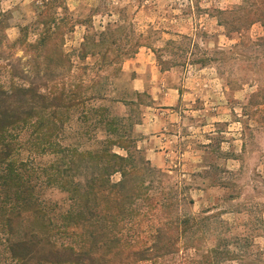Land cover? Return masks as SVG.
Returning a JSON list of instances; mask_svg holds the SVG:
<instances>
[{
	"label": "rangeland",
	"instance_id": "1",
	"mask_svg": "<svg viewBox=\"0 0 264 264\" xmlns=\"http://www.w3.org/2000/svg\"><path fill=\"white\" fill-rule=\"evenodd\" d=\"M241 1L0 0V37L6 38L5 58L19 59L29 66L40 62L53 65L56 51L63 50L72 67L67 63L63 66L71 69L74 82L79 77L89 81L96 75L113 74V83L108 84L111 96L137 103L135 107L117 104L113 112L130 114L133 121L140 122L153 100L148 93L135 97L131 88L135 74L128 63L141 49L149 50L160 72L185 93L174 112H167L173 116L171 137L167 146L156 145L162 155L151 151L147 156L146 144L135 127V145L142 151L135 160L141 157L149 162L146 168L150 171L142 173L145 187L151 193L183 199L179 208L183 214L209 217L199 219L198 234L205 238V249L219 245L234 251L237 259L227 264H264V114H256L248 106L256 87L239 83L244 78L253 79L249 63H225L221 54L237 45L241 34L251 40L262 36L259 24L240 30L235 23L219 25L223 18L218 11L231 10ZM22 30L29 43L45 30L53 35L46 43L44 57L38 58L21 45L13 49L7 46ZM86 35L90 38L89 54L81 59L79 49ZM234 50L233 57L246 51ZM98 51L100 55H91ZM0 83H9L3 71ZM76 117L65 124L64 143L77 141L84 128L76 123ZM28 135L23 134V138ZM27 155L23 151L20 159ZM38 161L44 163L47 158ZM119 180L118 173L111 177L112 182ZM37 192L45 202L63 197L57 187L42 185ZM3 193L0 187V264H18L10 251L18 239L34 241L31 264H48L40 258L50 246L43 236L47 232L44 218L15 217L7 226L11 214ZM139 233L141 239L148 236ZM54 240L57 245L64 242L58 235Z\"/></svg>",
	"mask_w": 264,
	"mask_h": 264
},
{
	"label": "trees",
	"instance_id": "2",
	"mask_svg": "<svg viewBox=\"0 0 264 264\" xmlns=\"http://www.w3.org/2000/svg\"><path fill=\"white\" fill-rule=\"evenodd\" d=\"M218 14L223 18L219 25L235 23L240 30L259 24L262 28V36L255 40L238 31L240 42L221 54L225 63H249L253 79L239 83L256 87L248 106L264 114V0H242ZM24 31L7 46L21 45L44 57L53 35L45 30L29 43ZM89 39L86 35L79 49L81 59L88 57ZM5 42L0 37V71L9 77L8 85L0 83V187L11 214L6 224L21 216L44 218L47 232L43 236L50 246L41 260L48 264H227L237 259L228 247L205 249V238L198 234L199 219L209 217L183 214L179 210L183 199L151 193L145 187L142 173L150 171L149 162L141 157L135 160L142 154L134 140L140 121L113 112L117 104L135 107L137 103L111 96L108 84L112 85L113 74L96 75L89 81L79 77L74 82L71 69L63 66L72 67L63 50L56 51L53 65L29 66L5 58ZM238 48L248 55L233 57ZM96 54L100 51L91 55ZM133 94L137 99L142 96ZM75 115L84 128L77 141L64 143L65 124ZM23 134L29 135L23 138ZM23 151L28 154L25 160L20 159ZM43 157L47 161L37 162ZM116 173L120 180L112 182ZM42 185L60 189L62 199L42 200L37 192ZM139 230L148 236L141 239ZM57 235L64 241L60 245L54 240ZM33 245L27 239L13 242L10 251L18 264H31Z\"/></svg>",
	"mask_w": 264,
	"mask_h": 264
},
{
	"label": "crops",
	"instance_id": "3",
	"mask_svg": "<svg viewBox=\"0 0 264 264\" xmlns=\"http://www.w3.org/2000/svg\"><path fill=\"white\" fill-rule=\"evenodd\" d=\"M128 64L135 74L131 80L132 90L140 94L148 93L153 100L152 106L146 107L136 132L140 141L146 144L144 148L148 157L151 151H155L157 156L162 155L164 152L159 150L160 147L156 148V145L160 142V146L165 147L169 143V126L173 116L167 112H174L172 109L178 105L185 92L180 91L179 85L172 83L166 74L160 72L149 50L141 49Z\"/></svg>",
	"mask_w": 264,
	"mask_h": 264
}]
</instances>
